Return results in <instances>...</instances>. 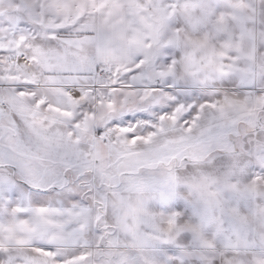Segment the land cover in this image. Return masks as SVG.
Listing matches in <instances>:
<instances>
[{
  "label": "snow or ice",
  "instance_id": "snow-or-ice-1",
  "mask_svg": "<svg viewBox=\"0 0 264 264\" xmlns=\"http://www.w3.org/2000/svg\"><path fill=\"white\" fill-rule=\"evenodd\" d=\"M0 264H264V0H0Z\"/></svg>",
  "mask_w": 264,
  "mask_h": 264
}]
</instances>
